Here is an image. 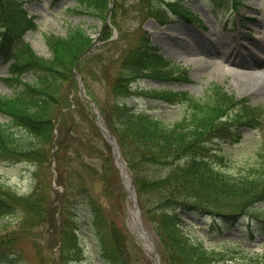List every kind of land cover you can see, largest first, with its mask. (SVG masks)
Returning a JSON list of instances; mask_svg holds the SVG:
<instances>
[{
    "label": "trees",
    "instance_id": "16d2710c",
    "mask_svg": "<svg viewBox=\"0 0 264 264\" xmlns=\"http://www.w3.org/2000/svg\"><path fill=\"white\" fill-rule=\"evenodd\" d=\"M231 1L236 8L242 5V0ZM111 2L79 0L80 8L102 19L101 41L113 35L107 24ZM173 5L169 0H140L136 6L141 10V22L155 18L165 23L168 21L166 7ZM114 7L116 11L122 8L121 4ZM175 11L196 21L193 14L180 7ZM111 19L119 28L114 18ZM34 27L21 3L0 0V54L4 63L11 64V77L6 80L18 86L14 95L0 97V112L10 120L0 122V161L27 162L34 167L49 164L47 169H51L55 159L60 174L65 153L73 150L79 157L80 145L84 142L70 144V138L80 133L82 124H89L104 140L106 148H110L89 102L79 96L73 101L68 95L63 97L62 87L57 84L65 81L71 94H76L79 85L74 68L85 56L78 71L86 85L84 72L93 63L94 71L101 68L96 63L103 60L102 51L97 49L85 55L93 40L82 28L74 27L66 36L45 34L51 56H39L23 39L25 32ZM139 41L113 62L119 67L116 76L111 77V62L108 66L104 64L108 69L107 88L116 104L109 107L107 115L102 108L101 113L119 140L141 209L158 239L162 260L165 264H233L236 261L264 264V251L252 253V248L244 245L246 239L254 241L257 232L264 234V206L261 205L264 203V108L212 84L203 99L186 92L159 91L163 100L181 108V114L174 120L133 112L127 102L132 94L131 82L143 76L145 70L157 76L161 62L156 52L143 45V37ZM174 72H165L161 77H171ZM28 73L33 80L24 81L22 76ZM180 75L184 74L180 72ZM89 95L99 104L90 91ZM58 122L59 135L55 138ZM246 131L253 132L254 136L244 145ZM25 134L29 137L25 138ZM216 137L226 138L229 146L221 148L220 141L214 144ZM237 145L246 148L238 151ZM101 157L105 163L109 160L104 152ZM52 185L51 180L39 182L30 195H19L0 180V264L11 262L10 256L19 244L38 241L46 233L57 235L59 248L50 257L38 251L39 264H67L72 257L83 255L84 249L79 248L80 223L70 208H75L78 214L80 204L76 205L70 198L73 195L70 191L78 186L68 185L58 203L51 198ZM90 206L101 248L98 256L103 264H142L141 251L130 236L114 223L102 220L96 204ZM15 214L20 216L16 224L9 220ZM185 215L206 222L211 228L208 238L213 236L214 228L222 231L221 223L247 238L212 237L207 241L194 231L197 227L194 222L184 220ZM246 217L248 224L243 225ZM254 220L257 226L252 225ZM43 228L46 233L39 232Z\"/></svg>",
    "mask_w": 264,
    "mask_h": 264
},
{
    "label": "rangeland",
    "instance_id": "374dc122",
    "mask_svg": "<svg viewBox=\"0 0 264 264\" xmlns=\"http://www.w3.org/2000/svg\"><path fill=\"white\" fill-rule=\"evenodd\" d=\"M21 1H23L28 14L34 17V22L37 25L35 30L26 31L24 39L39 55L50 57V51L44 39L45 34L66 35L70 28L77 26L92 35L99 47L102 46L98 40L103 34L102 21L89 13H80L79 8L76 7L77 0ZM139 1L117 0V5L121 4L122 8L118 11L113 10L112 18L121 26L120 31L123 32V35L122 40L115 46L111 45V51L105 55L108 57L107 62L111 60V76L115 70L113 62L119 60V57L126 51L125 48L128 49L130 45L139 43L138 38L140 37L145 40L148 37L151 48L162 55L171 66L184 69L189 81L142 79L140 88L143 91L165 88L188 91L197 97H203L209 85L218 84L230 94H235L239 98L247 97L253 106L264 108V0H243V5L239 9L234 8L230 0H183L184 5L202 20L203 29L174 14L170 8L166 9L170 19L164 26L152 18L141 22V10L136 6ZM75 8L78 9L74 11ZM114 38L116 39L117 36ZM179 52H184V54L180 57L174 54ZM254 64L259 66H253ZM96 65L101 66L102 69H98L96 72L94 71L95 67L92 66L91 71L85 75V80L88 90L98 98L102 108L109 112L110 105L116 103L110 91L101 84L102 80L107 78L108 69L102 72L104 69L102 60H99ZM115 74L116 72H114ZM8 76V67L3 65L0 60V96L12 95L17 91L16 83L4 80ZM28 78V75L24 76V79L28 80ZM57 84L62 87L60 94L63 93V97L68 95L74 100L78 96H72L73 93L71 94L65 81H60ZM146 96L138 95L130 99L129 102L138 111H147L155 116L174 119L178 114V109L171 108L162 100ZM0 121L7 122L8 119L0 113ZM78 132L80 133L74 134L70 138V144L78 145L84 142L80 145L79 157L73 150L64 154L62 171L58 179L59 182L64 183L65 187L74 184V182L79 184L75 193L80 195L75 197L74 193L70 196L76 205L80 204L77 206L78 214L76 215L75 208H70L80 223V248L84 249V253L82 257H78L68 264L90 263V261L103 263L97 257L99 249L95 235L96 227L93 225L94 219L89 211V204H96L100 208L102 220L116 224L124 232L130 233L131 237L141 245L142 264L150 262L155 264L152 254L143 247L137 228L132 225L133 205L115 165L112 151L110 153L106 149L104 140L90 128L89 124H82V128ZM24 137L28 138L29 135L25 134ZM252 137L253 135L247 133L243 141L244 145L249 144ZM226 145L225 142L222 143L223 147ZM236 148L241 151L246 147L238 146ZM103 152L107 154L109 152L110 158L107 163L100 157ZM35 166L26 162L16 164L0 162V180L19 194H29L39 182L43 183L53 178L52 169H47L49 164L48 166L45 164L43 167ZM53 190L51 198L54 201H59L61 197H58V193L61 195V190L59 191V188ZM84 201L85 203H83ZM185 217L188 222L198 224L197 232L205 236L208 235L211 228L207 227L205 222L192 216ZM9 220L16 224L19 222L20 216L15 214ZM243 223L247 224L246 221ZM144 225L151 232L149 224L145 220ZM220 227L221 232L218 228L213 229V235L216 238L221 239L227 235L235 237L233 235L235 229H231L223 223L220 224ZM245 230L247 231V229ZM39 232L46 233L47 231L43 228ZM37 240L33 243L27 241L19 244L14 250L16 255L13 256L14 262L11 264H39L36 259L38 251L44 250L45 257H50L51 252L55 251L54 248H57L58 237L53 233H47ZM153 240L156 241L154 236ZM246 242L250 243L256 252L264 250V234L257 233L255 241L247 240ZM38 245L41 246L38 247ZM233 264L242 263L236 261Z\"/></svg>",
    "mask_w": 264,
    "mask_h": 264
},
{
    "label": "water",
    "instance_id": "95a60500",
    "mask_svg": "<svg viewBox=\"0 0 264 264\" xmlns=\"http://www.w3.org/2000/svg\"><path fill=\"white\" fill-rule=\"evenodd\" d=\"M105 132L108 135L109 141H110V143H111V145L113 147L114 156L116 158L118 167L120 168V170H122L123 167L126 168V165H125L123 159L121 158L120 148H119V144H118L117 140L115 139V137L111 133H109L108 131H105ZM123 180H124V183H125V186H126L127 190L129 191V193L132 196V199H133V202H134V205H135V209L137 210V216H138L137 225H138L139 231L141 232L143 229L141 227L140 210H139V207H138V203H137V199H136V193H135V189H134L133 183H132L131 180L128 183L127 179H125V178H123ZM150 248H151V250L153 251V253L155 255L156 261L158 263H160V257H159L158 252L156 251L155 247L153 245H150Z\"/></svg>",
    "mask_w": 264,
    "mask_h": 264
},
{
    "label": "bare ground",
    "instance_id": "6f19581e",
    "mask_svg": "<svg viewBox=\"0 0 264 264\" xmlns=\"http://www.w3.org/2000/svg\"><path fill=\"white\" fill-rule=\"evenodd\" d=\"M176 56L180 57L182 56V54H184V52H179V53H174Z\"/></svg>",
    "mask_w": 264,
    "mask_h": 264
}]
</instances>
